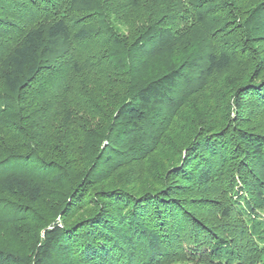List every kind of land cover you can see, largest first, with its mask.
<instances>
[{
	"label": "trees",
	"instance_id": "1",
	"mask_svg": "<svg viewBox=\"0 0 264 264\" xmlns=\"http://www.w3.org/2000/svg\"><path fill=\"white\" fill-rule=\"evenodd\" d=\"M2 208L0 264L259 263L264 0H0Z\"/></svg>",
	"mask_w": 264,
	"mask_h": 264
},
{
	"label": "rangeland",
	"instance_id": "2",
	"mask_svg": "<svg viewBox=\"0 0 264 264\" xmlns=\"http://www.w3.org/2000/svg\"><path fill=\"white\" fill-rule=\"evenodd\" d=\"M126 32V30H125ZM49 200H46V198L44 200H41V202L37 203L35 205V207L40 211L42 212L45 216L47 217H52V213L54 211H51V207H50V203L48 202ZM263 210V212H261L262 214L260 215L262 220L264 221V208L261 209ZM0 214L2 217H4L5 219L8 218L10 212H7L4 208H2V211H0ZM29 227H32L34 230L32 232V236H30L28 239H27V243L26 242H17L15 240V237L13 236V234L10 232V233H7L5 236H2L0 235V243L2 245H4L5 247H9V248H12L14 250H25V248H27L28 244H29V240H31V237H33L35 231L38 230V228L41 227V225H36L35 223H31L30 225H26L24 226V228H29ZM34 241V240H33ZM31 241V242H33ZM183 264V263H182ZM256 264H264V256L261 258V261L259 263H256Z\"/></svg>",
	"mask_w": 264,
	"mask_h": 264
}]
</instances>
